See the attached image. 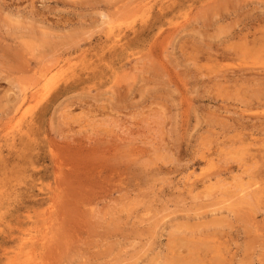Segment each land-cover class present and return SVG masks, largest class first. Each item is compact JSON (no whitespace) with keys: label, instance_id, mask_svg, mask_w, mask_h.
<instances>
[{"label":"rangeland","instance_id":"obj_1","mask_svg":"<svg viewBox=\"0 0 264 264\" xmlns=\"http://www.w3.org/2000/svg\"><path fill=\"white\" fill-rule=\"evenodd\" d=\"M0 264H264V0H0Z\"/></svg>","mask_w":264,"mask_h":264},{"label":"bare ground","instance_id":"obj_2","mask_svg":"<svg viewBox=\"0 0 264 264\" xmlns=\"http://www.w3.org/2000/svg\"><path fill=\"white\" fill-rule=\"evenodd\" d=\"M258 193H259V191H258ZM257 196H258V194H257Z\"/></svg>","mask_w":264,"mask_h":264}]
</instances>
